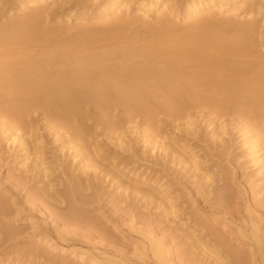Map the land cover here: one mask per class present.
I'll return each instance as SVG.
<instances>
[{"label": "bare ground", "instance_id": "obj_1", "mask_svg": "<svg viewBox=\"0 0 264 264\" xmlns=\"http://www.w3.org/2000/svg\"><path fill=\"white\" fill-rule=\"evenodd\" d=\"M11 1L3 0L4 7L10 6ZM71 1L17 0L19 11L24 14L10 24L0 26V130L7 142L12 141L25 152L21 162H25L23 168L32 161L36 170L38 168L42 176L48 178L49 170L45 168L41 152L32 159L31 144L41 136L31 126L29 117L40 110L47 120L43 127L54 134L61 148L75 152L74 160H79V165L83 164L80 168L83 174L88 170L106 171L104 163L112 160L102 147L95 141L94 153L99 154L100 159L92 157L87 149L86 138L92 137L90 129L82 128L86 136L81 133L69 137L62 133L63 130L75 131L74 118H89L85 108L91 103L100 110V117L106 123V136L124 150L127 145L123 137L115 138L120 126L106 122L111 119L110 112L118 108L129 113L130 120L133 116H144L147 124H153L158 114H166L175 129H184L195 136L200 128L197 119L202 118L207 120L211 134L218 142L224 141L230 130H236L247 156L258 166L259 181L264 183V56L254 59L256 44L252 41L254 35L264 38V31H259L260 26L256 25L259 23L245 24L234 20H239L246 13L252 15L258 11L261 14L264 0H190L181 6L173 0H104L91 16L84 18L81 15L79 18L83 24L90 22L98 26H78V34L72 38L68 36L67 41L59 43L52 52L31 53L30 49L35 47L33 44L48 43L54 36L60 37L74 30L70 26L48 30L43 23L52 8H62ZM153 11H158L154 15L157 18L154 25L160 29L152 39L126 35L125 29L133 25L151 27L153 16L149 13ZM173 19L189 21L183 33L179 27L182 34H178V26ZM143 134L154 148L171 151L172 156L178 154L185 164L194 165L193 168L199 166L198 157L192 155L188 146L180 145L181 141L176 138L173 137L175 142L169 147L168 142L160 141L164 137L162 134L155 136L148 131ZM115 170L106 171V175H112V181L116 180L121 185L119 188L125 189L129 175L123 170ZM89 178L77 184L74 182L76 185L70 193L76 192V188L88 190L95 187ZM208 178L202 176L203 185L209 189L208 193H214L210 192L212 184ZM137 182L153 185L140 179ZM137 187L132 191L142 194V188ZM261 187L259 191L264 189V185ZM51 190L49 184L47 192ZM128 197L123 195L114 203L119 205ZM147 197L155 203L169 202L170 198L162 191ZM73 209L70 214L58 216L63 223H80L81 215L75 211L76 208ZM174 209L171 204L166 212L176 219ZM91 222L87 224L90 223L92 229L98 226ZM260 225L255 223L251 232L256 243L264 245V228ZM138 229L132 228L133 231ZM189 235L187 238L192 237L191 240L199 239L195 234ZM145 238L144 250H150L161 264H171V247L150 232ZM199 241L195 243L197 249L203 248L215 264H228V259L220 252L208 250L204 241L203 244ZM45 243L58 248L47 240ZM190 250L185 252L186 257L193 256ZM62 255L79 260L92 259L81 249H63ZM31 256L27 253L25 257Z\"/></svg>", "mask_w": 264, "mask_h": 264}, {"label": "rangeland", "instance_id": "obj_2", "mask_svg": "<svg viewBox=\"0 0 264 264\" xmlns=\"http://www.w3.org/2000/svg\"><path fill=\"white\" fill-rule=\"evenodd\" d=\"M95 1L72 0L62 8H52L45 15L44 26L48 27V30L69 26L74 30L60 37L54 36V39H50L52 42L49 40L47 44L35 43L32 46L35 47L31 48L33 51L30 49V52H52L59 43L77 35L78 26H98L90 22L83 24L82 20H79L82 16H91L104 2ZM173 1L181 6L190 0ZM2 2L0 26L10 24L12 20H17L24 14L19 11L17 0H12L10 6L5 7ZM157 14L158 11L149 13L153 16L151 27L133 25L124 32L129 37L152 39L160 29L155 26L157 18L154 15ZM234 20L245 24L259 23L256 24L260 26L259 31H264V10L261 14L258 11L252 15L246 13L239 20ZM173 21L176 22L178 31L181 28L182 33L189 22L183 19ZM223 28L228 27L225 25ZM182 33L179 31L178 34ZM263 39L261 35L252 37L256 44L255 60L264 56ZM85 110L89 118H74L75 131L63 130L62 133L69 137L81 133L86 136L82 128L90 129L92 137L86 138V142L92 157L100 159L99 154L94 153L96 141L112 160L111 163H104L106 171L116 169L117 172L120 169L127 172L129 179L125 180L128 182L126 188L131 187V190L119 188L121 185H118L116 180L112 181V175L107 176L106 171L88 170L84 175L80 170L83 164L79 165V160H74L75 152L69 148H61L54 134L43 127L47 120L43 118L44 114L40 110L29 117L31 126L37 129V134L41 136L40 140L31 144L32 159L36 157L37 152H41L45 168L49 170L48 178H44L38 168L36 170L32 161L23 168L22 164L25 162H21L25 152L12 141L7 142L0 130V264H161L150 250L145 251L143 248L147 243V232L171 247V264H215L204 253L203 248L197 249L195 243L199 239L204 241L208 250H216L227 258L228 264H264V245L257 244L251 232L255 223L264 228V189L259 191V187H263L264 183L259 181L261 177L258 174V166L247 156L246 148L242 147V139L236 130H230L224 141H220L223 143H220L212 136V129L207 120L202 118L197 119L200 128L195 136L184 129H175L166 114H158L153 124H147L144 116H133L130 120L129 113L118 108L110 112L111 119L106 122L110 121L115 127L120 126L115 138L120 135L123 137L127 145L124 150L118 148L115 142L106 136V123L100 117V110L91 103ZM110 122L108 124H111ZM143 131L155 136L162 134L164 137L162 140L159 138L160 141L168 142L169 145H166L169 147L174 144V138L181 141L180 145L188 146L192 155L198 157L199 168H193L194 165L190 163L185 164L178 154L172 156L171 151L154 148L144 137ZM39 142H42V146H39ZM17 157L20 158L16 159ZM27 166L30 169H26ZM66 167L69 169L68 173ZM199 169L201 171H195ZM115 171L111 173L114 174ZM68 174L74 177L71 179ZM202 176L210 177L209 184L212 186L209 188L210 192L214 193H208L209 189L204 187ZM88 177L95 187L88 190L76 188V192L70 193L72 187L80 180L86 181ZM139 179L153 185L137 184ZM49 184L53 189L50 193L47 192ZM137 186L142 188V194L137 195L132 191ZM159 191L170 197L169 202L155 203L151 199L149 201L147 196ZM255 192H259L257 196ZM217 194L221 195V199ZM123 195L129 196V199L119 205L114 203L115 199ZM171 204L175 208L176 219L166 212ZM73 208L81 215L78 216L82 222L73 225L63 223L58 216L70 214L69 211ZM89 218L94 226L98 225L94 229L90 223L87 224L91 222ZM133 227L139 229L133 231ZM192 234L199 239L195 241L191 240L192 237L187 238L188 235L193 236ZM261 234L263 235L260 232ZM45 240L58 248L47 245ZM203 241H199L200 244H203ZM63 249L84 250L93 261L91 258L79 260L70 255H62ZM187 250L193 251V256L186 257ZM27 253L32 256L26 258ZM233 253L235 255H232Z\"/></svg>", "mask_w": 264, "mask_h": 264}]
</instances>
